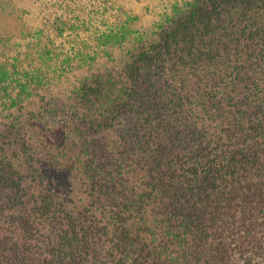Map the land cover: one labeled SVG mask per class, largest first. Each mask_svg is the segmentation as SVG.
I'll return each mask as SVG.
<instances>
[{"label":"trees","instance_id":"obj_1","mask_svg":"<svg viewBox=\"0 0 264 264\" xmlns=\"http://www.w3.org/2000/svg\"><path fill=\"white\" fill-rule=\"evenodd\" d=\"M72 93L66 123L139 118L124 126L120 159L94 153L116 179L113 209L66 193L55 209L59 183L45 180L68 173L55 152L59 166L37 175L40 200L35 192V205L13 209L23 178L2 160L0 264H239L264 254V0H186L120 72L88 74ZM60 145L73 149L66 135ZM6 214L15 231L3 228Z\"/></svg>","mask_w":264,"mask_h":264},{"label":"rangeland","instance_id":"obj_2","mask_svg":"<svg viewBox=\"0 0 264 264\" xmlns=\"http://www.w3.org/2000/svg\"><path fill=\"white\" fill-rule=\"evenodd\" d=\"M185 1L0 0V70L6 72L0 74V123L18 120L10 132H4L0 124V161L16 167V177L19 172L25 187L13 209H29L35 205L36 194L40 200L45 183L37 175L41 168L55 164L54 152L61 153L59 165L68 171L60 178L45 180L49 187L59 183L58 191H52L56 193L55 209L67 201L65 193L75 197V203L79 198L87 203L98 201L95 210L105 209L104 205L106 211L113 209L109 201L116 179L109 166L93 159L94 153L101 151L107 160L120 159L118 151L127 139L124 126L139 124V118L130 120L132 116L127 115L110 126L100 119L66 123V108L73 102L72 91L80 79L100 71L120 72L130 54L152 39ZM62 135L71 140V151L68 146L62 152L58 149ZM50 138L56 143H50ZM71 178L75 179L72 184ZM3 191L11 195L9 190ZM11 216L13 221L10 216L1 218L2 225L15 231L16 215ZM90 218L96 219L95 211ZM239 264H264V254L254 257L252 263Z\"/></svg>","mask_w":264,"mask_h":264}]
</instances>
